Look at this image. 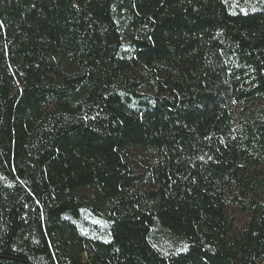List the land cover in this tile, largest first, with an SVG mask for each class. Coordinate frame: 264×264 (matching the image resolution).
<instances>
[{"label":"trees","instance_id":"obj_1","mask_svg":"<svg viewBox=\"0 0 264 264\" xmlns=\"http://www.w3.org/2000/svg\"><path fill=\"white\" fill-rule=\"evenodd\" d=\"M0 264H264V0H0Z\"/></svg>","mask_w":264,"mask_h":264}]
</instances>
